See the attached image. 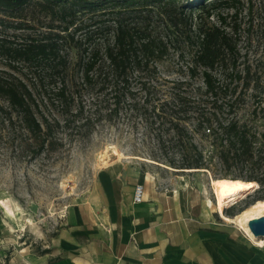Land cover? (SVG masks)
Returning a JSON list of instances; mask_svg holds the SVG:
<instances>
[{
	"label": "trees",
	"instance_id": "trees-1",
	"mask_svg": "<svg viewBox=\"0 0 264 264\" xmlns=\"http://www.w3.org/2000/svg\"><path fill=\"white\" fill-rule=\"evenodd\" d=\"M207 1L0 0V134H17L34 157L56 149L57 131L89 134L93 121L124 111L150 130L162 125L177 141L185 137L179 161L165 160L173 169L207 170V140L226 169L252 159L257 136L235 117L239 83L248 85L239 64L241 4ZM215 12L218 25L208 22ZM170 53L186 59L185 78L163 90L158 63ZM83 91L94 96L93 121L76 101Z\"/></svg>",
	"mask_w": 264,
	"mask_h": 264
},
{
	"label": "rangeland",
	"instance_id": "rangeland-1",
	"mask_svg": "<svg viewBox=\"0 0 264 264\" xmlns=\"http://www.w3.org/2000/svg\"><path fill=\"white\" fill-rule=\"evenodd\" d=\"M239 2V64L240 70L247 72L242 76L248 85L239 83L236 96L239 95L240 108L235 117L257 136L252 159L240 160L226 169L207 140L202 143L207 170L173 169L166 166L165 160L179 161L180 150L187 148L185 137L177 141L162 125L150 130L142 120L124 111L115 119L97 123L92 115L94 96L83 91L76 101H82L85 111L91 114L93 126L89 134L59 130L55 135L60 141L56 149L32 157L20 147L17 134L1 131L0 260L19 249L37 254L51 250L64 228L67 211L81 205L99 206L104 183L110 184L116 206L126 196H132L136 185H142L144 195L151 199L158 194L161 198L179 194L177 204L186 208L182 210L185 217L201 223H206L200 219L203 211V218L208 220L212 215L211 222L227 224L215 212L212 179L235 178L249 185L245 197L225 206L224 214L229 217L255 200L264 199V0ZM216 12L232 14L225 8ZM216 12L208 19L210 24L218 25ZM197 15L203 19L199 11H194L193 17ZM70 58L75 60V51ZM185 60L170 53L158 63L163 90H168L171 82L185 78L180 76ZM222 97L218 94L213 99L220 102ZM250 176L259 177L263 184L239 179Z\"/></svg>",
	"mask_w": 264,
	"mask_h": 264
},
{
	"label": "crops",
	"instance_id": "crops-1",
	"mask_svg": "<svg viewBox=\"0 0 264 264\" xmlns=\"http://www.w3.org/2000/svg\"><path fill=\"white\" fill-rule=\"evenodd\" d=\"M103 190L99 206L67 211L48 253L19 249L0 264H264V247L253 245L237 226L215 224L203 211L206 223L187 219L179 194L144 195L140 204L130 195L116 206L110 184Z\"/></svg>",
	"mask_w": 264,
	"mask_h": 264
},
{
	"label": "bare ground",
	"instance_id": "bare-ground-1",
	"mask_svg": "<svg viewBox=\"0 0 264 264\" xmlns=\"http://www.w3.org/2000/svg\"><path fill=\"white\" fill-rule=\"evenodd\" d=\"M211 188L215 201V212L220 219L237 226L238 230H242L253 245L260 248L264 247V239H256L247 226L248 222L264 217V200H255L234 217H229L224 214L225 206L232 201L245 197L249 192V185L238 179L217 178L211 180Z\"/></svg>",
	"mask_w": 264,
	"mask_h": 264
},
{
	"label": "water",
	"instance_id": "water-1",
	"mask_svg": "<svg viewBox=\"0 0 264 264\" xmlns=\"http://www.w3.org/2000/svg\"><path fill=\"white\" fill-rule=\"evenodd\" d=\"M247 226L256 239H264V217L248 222Z\"/></svg>",
	"mask_w": 264,
	"mask_h": 264
},
{
	"label": "built area",
	"instance_id": "built-area-1",
	"mask_svg": "<svg viewBox=\"0 0 264 264\" xmlns=\"http://www.w3.org/2000/svg\"><path fill=\"white\" fill-rule=\"evenodd\" d=\"M145 190L142 185H136L133 190L132 202L134 204H140L143 202Z\"/></svg>",
	"mask_w": 264,
	"mask_h": 264
}]
</instances>
